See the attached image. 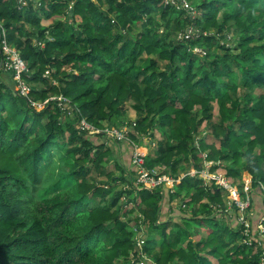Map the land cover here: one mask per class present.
<instances>
[{
    "label": "trees",
    "instance_id": "1",
    "mask_svg": "<svg viewBox=\"0 0 264 264\" xmlns=\"http://www.w3.org/2000/svg\"><path fill=\"white\" fill-rule=\"evenodd\" d=\"M186 1L195 15L177 7L180 0H0V57L5 40L25 62L21 79L31 85L21 95L14 71H0V264H212L216 248L193 261L175 247L179 222L162 215L178 193L167 195L165 182L135 183L131 158L161 131L165 140L141 153L144 167L179 180L175 187L183 190L201 183L177 174L189 154L197 161L192 168L201 170V148L213 149L208 159L236 161L246 139L249 148L260 143L264 93L254 92L264 89V19L245 10L264 0ZM188 30L186 39L181 34ZM129 101L136 119L121 121ZM81 121L100 132L90 135ZM120 126L126 156L115 160L118 144L98 137ZM202 128L211 142H194ZM223 149L231 156L220 155ZM163 163L168 168L154 170ZM221 167L214 164L208 173ZM224 175L240 173L228 168ZM61 183L69 184L57 192ZM45 190L53 195L39 198ZM248 193V208L254 209L255 196L264 206V176L248 180ZM199 199L184 200L181 207L196 215L180 220L196 225L194 235L204 229L211 237L227 213L200 216L201 209L192 208ZM244 220L257 229L264 212ZM138 236L145 237L140 249ZM241 250L247 246H237L234 255Z\"/></svg>",
    "mask_w": 264,
    "mask_h": 264
},
{
    "label": "clouds",
    "instance_id": "2",
    "mask_svg": "<svg viewBox=\"0 0 264 264\" xmlns=\"http://www.w3.org/2000/svg\"><path fill=\"white\" fill-rule=\"evenodd\" d=\"M250 3L257 5V0H250ZM69 7H71V5H69ZM177 7H179V5H177ZM245 15L264 19V3H260L256 7L245 10ZM252 133L250 139L255 142L257 139L255 128L252 129ZM202 138L203 134L195 136L194 142ZM189 147H191V145H189ZM216 148L219 150V144L216 145ZM211 151H213L212 148L199 149L198 154H202V159L198 161L202 164L201 170L192 168V164L197 161H192L191 154H189V159L183 162L182 170H179L177 173L181 179L184 178L185 174L189 177H198L201 180L199 185L191 189L181 190L175 187V184L179 183V180H176L171 185L166 186L167 189H170L167 191V195L172 196L178 193L172 203L171 211H169L167 215H162L163 220H171L173 223L179 222V227L175 229V231L180 237V240L175 247L182 250L183 253L193 261H195L196 257L203 256L204 253L211 248H216L217 255L214 261H212V264H249V262H251V264H264V225L258 226L257 229H252L250 227V222L245 221L244 218L246 216H254L255 211L253 208L247 207L249 203L247 196L239 197L240 194L237 196L238 184H243L244 187L240 190L247 192L248 184L246 181L251 180L253 176L257 178L264 176V138H261L260 143L256 144L253 148L248 147V140L246 139L243 144L237 148L241 156L239 160L236 161L231 158L222 161L218 156L208 159L207 153ZM225 153L231 156V149L220 150L219 154L224 155ZM178 158L179 157H173V159ZM214 164L222 165V167L217 169L214 174L208 173V169ZM166 168H168V165L163 163L158 164L154 170L160 171ZM228 168L236 169V171L240 173V176L226 178L224 173H226ZM245 173H247V175H245ZM169 174L171 175V173ZM213 180H215V183H213ZM216 189L220 190L219 197L214 195ZM193 195H200V199L192 206L194 209H201L198 215L212 216L215 214L219 216L221 210L227 213L224 219L218 221L220 227L218 230H214V234L211 237L207 235V230L204 229H201L198 235H194L196 225L187 224L180 220L181 215H196L192 209L181 207L184 200ZM233 199L237 201L236 209L238 210L234 212L230 211L231 207L234 206L231 201ZM204 203H208V208H203ZM213 205L216 206L213 207ZM229 221H231V223H229ZM242 222L245 226L241 229ZM225 229H227V231H225ZM237 229H240V231L237 232ZM168 231L171 237L174 229L169 228ZM237 236H239V238H237ZM200 241H206V246H193ZM254 242L255 246H253ZM241 245H246L247 251L241 250L239 257H237L234 254L237 251V246ZM245 257L247 259H245Z\"/></svg>",
    "mask_w": 264,
    "mask_h": 264
},
{
    "label": "built area",
    "instance_id": "3",
    "mask_svg": "<svg viewBox=\"0 0 264 264\" xmlns=\"http://www.w3.org/2000/svg\"><path fill=\"white\" fill-rule=\"evenodd\" d=\"M166 2L174 3V0H166ZM179 4H180L179 5L180 7L183 6L184 8L189 9V12L193 15L194 11L191 7H189L186 0H180ZM189 31H187L188 34H189ZM188 34H187V36H188ZM1 49L3 52V56H4V59H1L2 66L4 65L8 68V70L14 71V73H15L14 74V81L17 82L19 92L21 95L26 96L28 94L29 88L27 87L26 83H24L23 80L21 79V74L27 70L25 62L22 60L20 55L18 53H16L17 51H15L14 49H10L8 47L5 40L2 43ZM8 55H10V56L8 57ZM80 126L84 129H89L90 132L93 129V128L89 127L84 121L80 122ZM113 135L106 133V136L115 137L117 140H120V141H124L126 139V138H124V134L122 131H119V132L116 131L113 133ZM131 161H132L133 165H135L137 167L136 180L139 184H142L144 187L153 188V187H155V186H157L163 182H165V185L173 183V179H171L165 175L156 176L155 173L150 174V172L145 169L144 164H143L144 159L140 153L139 147L134 148V152L132 154ZM213 181L215 183V180H213ZM245 193H246V196L248 197V200L250 203V197H249L248 191ZM237 196H239V194H237ZM231 201H232V204L236 207L237 201L235 199H233ZM249 203H248L247 207L249 206ZM143 243H144V240L140 241L139 245L141 246Z\"/></svg>",
    "mask_w": 264,
    "mask_h": 264
},
{
    "label": "rangeland",
    "instance_id": "4",
    "mask_svg": "<svg viewBox=\"0 0 264 264\" xmlns=\"http://www.w3.org/2000/svg\"><path fill=\"white\" fill-rule=\"evenodd\" d=\"M193 15H195V11L193 12ZM189 31V30H188ZM187 34L188 33H182L181 34V36L182 35H184L183 37L184 38H188V36H190V34H191V31H189V34H188V36H187ZM8 47L10 48V49H14L15 51H16V49L15 48H13V47H10L9 45H8ZM194 52H198V53H204V50L203 49H200V48H195L194 49ZM16 53H18V51L16 52ZM19 54V53H18ZM2 55H3V52H2ZM10 55H8V57H9ZM4 59V58H3ZM8 70V68L6 67V66H2V62H1V57H0V71H7ZM1 76L2 77H5V75H4V72H1ZM13 80H14V77H13ZM24 82V81H23ZM25 83V82H24ZM27 85V87L28 88H30V86L31 85H29V84H26ZM261 93H264V89L263 90H259V91H255L254 92V96L256 97V96H259ZM55 98V97H54ZM57 98H59V97H57ZM51 99H53V98H51ZM59 99H61V98H59ZM46 103H47V101H45ZM127 105H126V109H127V112H126V115L121 119V121H123V120H125V121H129V122H133V121H135V119H136V112L132 109V107H131V101H129V102H127L126 103ZM35 107L38 109V110H40V109H42V106H40V105H38L37 103L35 104ZM211 113H212V115L213 116H216L217 115V107H216V105L215 104H212L211 105ZM63 114H66L65 112L63 113ZM67 115V114H66ZM70 117L71 118H73V115L72 114H70ZM123 126H120V128H117V129H115V128H112V127H110V128H108V129H105L104 131H103V133H109L110 135H113V133L114 132H116V131H118L119 132V130L118 129H121ZM122 130V129H121ZM92 132V133H91ZM91 132H89V133H91L90 135H92L93 133H99L100 132V130H95V129H92L91 130ZM201 134H203V137H205V139H206V141H208V142H211L212 141V139L209 137V132L206 130V129H201ZM93 136V135H92ZM114 136V135H113ZM100 140L102 139V140H105V139H108V138H111V140L112 141H114V142H116V144H119V142H121L120 140H117L115 137H112V136H110V137H108V136H106V135H100V137H98ZM146 140H150L149 138H146ZM161 140H165V137L163 136V134H162V132L161 131H155L154 132V140H153V142L150 144V147L148 146V148L146 149V147L143 149L142 147H139V149H140V153H142V154H147V153H149L150 152V149H153V147H154V145H155V143L157 142V141H161ZM114 145V144H113ZM142 150H145V151H142ZM116 159H119V160H122L123 159V156H121L120 157V154H118L116 157H115V160ZM113 162V160H111L109 163H112ZM136 177H137V174H134V176H133V178H134V181H135V183H138L137 182V180H136ZM247 183H248V181H246ZM68 184L69 183H61L60 184V186L58 187V188H56V191L57 192H59V191H61L62 189H64V188H66V186H68ZM168 185H171V184H168ZM166 186L167 185H165V192L167 191V190H170V189H167L166 188ZM240 186H243V184H238L237 185V189H238V191H237V194H240V189H241V187ZM117 188H120L121 187V184H119V185H117L116 186ZM53 195V193L52 192H50V190L48 191V190H45V191H43V193H40V196H39V198H44V197H49V196H52ZM167 202H166V208H168V212H169V210L171 211V208H169L170 206H172V203L173 202H170V204L171 205H169V203H168V200H166ZM230 204V203H229ZM169 205V206H168ZM231 205V204H230ZM251 224V223H250ZM140 235H143L142 233L140 234ZM154 236V235H153ZM138 237H140V236H138ZM140 240H137V244H138V247H139V249H140V245H139V242L140 241H142L141 239H143V240H145V237H140L139 238ZM154 239L155 240H157L158 241V243L159 242H161L160 241V237H158V236H156V237H154ZM157 251V249L155 250V252ZM143 258H146L145 256L143 257ZM139 264H144V262H140Z\"/></svg>",
    "mask_w": 264,
    "mask_h": 264
},
{
    "label": "crops",
    "instance_id": "5",
    "mask_svg": "<svg viewBox=\"0 0 264 264\" xmlns=\"http://www.w3.org/2000/svg\"><path fill=\"white\" fill-rule=\"evenodd\" d=\"M124 142H126V141H123V142H120L118 145H117V150L119 151H117V153L118 154H121V156H122V154H125L124 152H121V149H122V147L124 146V145H126L127 143H125L124 144ZM144 149V148H143ZM142 151H144V150H142ZM118 154H116V156L118 155ZM125 156H126V154H125ZM166 202V201H165ZM169 205H171V204H169ZM168 205V206H169ZM172 206H170L169 208H171ZM164 210H163V215H167V213H168V210H167V208H166V204H165V207L163 208ZM170 211V210H169ZM254 211H255V215L257 214V215H262L263 214V212H264V206H263V204H262V199L260 198V197H258V196H255L254 197Z\"/></svg>",
    "mask_w": 264,
    "mask_h": 264
}]
</instances>
